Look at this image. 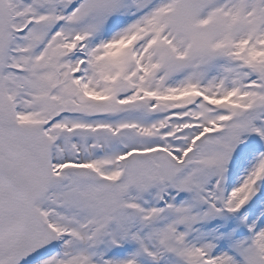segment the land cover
<instances>
[{
	"label": "snow or ice",
	"instance_id": "6c2138e0",
	"mask_svg": "<svg viewBox=\"0 0 264 264\" xmlns=\"http://www.w3.org/2000/svg\"><path fill=\"white\" fill-rule=\"evenodd\" d=\"M0 264H264V0H0Z\"/></svg>",
	"mask_w": 264,
	"mask_h": 264
}]
</instances>
